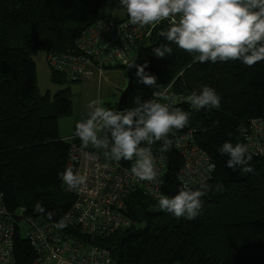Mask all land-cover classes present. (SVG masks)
Here are the masks:
<instances>
[{
  "label": "trees",
  "instance_id": "trees-1",
  "mask_svg": "<svg viewBox=\"0 0 264 264\" xmlns=\"http://www.w3.org/2000/svg\"><path fill=\"white\" fill-rule=\"evenodd\" d=\"M111 3L0 0V197L17 229L16 264H32L36 258L21 232L22 220L28 224L27 234L33 219L68 238L109 250L112 264H264V158L252 155L253 171L244 173L228 168V157L217 151L225 141L245 144L243 133L250 122L264 119V61L252 67L240 61L199 63L159 35L169 27L165 23L138 41L132 56L134 65L147 63L145 72L157 77L159 87L136 83L133 66V88L125 108L134 106V96L155 99L154 92L169 86L185 98L179 108L189 113V124L170 134V150L161 152L160 142L152 148L165 167L161 188L174 196L181 187L178 175L183 165L175 136L194 131L197 144L216 166L207 182L211 190L202 197L203 210L194 220L176 218L138 191L126 200L129 227L91 239L66 223L74 197L64 190L58 173L67 166L71 145L82 146L76 135L73 142L60 137L59 119L72 115L73 94L70 88L53 96L41 94L33 58L40 51L71 50L86 29L98 20L112 19L106 11ZM163 44L173 53L158 58L152 50ZM119 68L127 70L112 69ZM51 80L60 85L71 82L54 71ZM205 85L221 97L219 109L194 110L186 103L187 95L199 93ZM112 110L118 111L117 106ZM87 150L106 159L100 149L89 145Z\"/></svg>",
  "mask_w": 264,
  "mask_h": 264
},
{
  "label": "clouds",
  "instance_id": "clouds-1",
  "mask_svg": "<svg viewBox=\"0 0 264 264\" xmlns=\"http://www.w3.org/2000/svg\"><path fill=\"white\" fill-rule=\"evenodd\" d=\"M119 5L126 9L129 23L140 28H155L168 21L169 27L159 35L193 55L199 63L240 61L252 67L264 61V0H119ZM152 51L158 58L173 53L169 44L155 47ZM133 66L137 68L136 83L159 87L157 77L145 72L147 63L129 65ZM153 95L156 99L143 101L140 96H134L133 107L118 111L104 107V101L96 98L88 104L87 119L75 125V135L82 148L87 149L89 145L105 148L103 155L109 161H132L135 158L131 174L148 184H158L160 179L152 146L160 142L161 152L170 150V134L174 130H182L190 121L187 111L173 106L174 96L169 88ZM186 103L194 110L219 109L221 97L205 85L199 93L193 91L187 95ZM217 151L228 157V168L244 173L253 171L250 166L252 154L246 144L225 141ZM214 170L215 164H210L209 171ZM58 177L69 190L87 184V177L71 167L59 172ZM181 185L174 196L158 192L152 195L162 211L176 218L194 220L202 212V197L208 194L211 186L201 183L194 189L183 178ZM216 187L219 189L221 186ZM37 209L43 210L39 204Z\"/></svg>",
  "mask_w": 264,
  "mask_h": 264
},
{
  "label": "built area",
  "instance_id": "built-area-1",
  "mask_svg": "<svg viewBox=\"0 0 264 264\" xmlns=\"http://www.w3.org/2000/svg\"><path fill=\"white\" fill-rule=\"evenodd\" d=\"M164 23L169 25L168 21H163L155 28H140L131 25L129 18L119 22L108 18L98 20L77 38L72 51L50 52L48 63L55 72L72 82L91 80L94 73L101 78L107 69L128 68L133 62L136 43L149 37ZM167 88L174 96L173 106L179 108L185 98L174 93L171 86ZM243 140L253 156L264 158V119L252 120L243 133ZM174 145L183 160L178 175L180 185L181 178L193 188L213 178L216 166L214 171H209V166L215 163L197 144L194 131L177 134ZM155 158L159 183L148 184L131 174L135 158L132 161H109L72 144L66 167L86 176L87 184L69 190L63 183L64 190L74 197L66 223L70 227H79L82 234L91 239L129 227L131 221L127 217L126 200L131 193L140 191L155 200L152 193L165 194L161 188L165 167L160 158ZM29 225L25 237L36 252L32 264H112L111 253L107 249L68 238L48 223L30 220ZM16 234L13 216L5 209L0 197V264H16L13 255Z\"/></svg>",
  "mask_w": 264,
  "mask_h": 264
},
{
  "label": "rangeland",
  "instance_id": "rangeland-1",
  "mask_svg": "<svg viewBox=\"0 0 264 264\" xmlns=\"http://www.w3.org/2000/svg\"><path fill=\"white\" fill-rule=\"evenodd\" d=\"M112 19L119 20L128 18L126 9L119 5V0H112V3L106 9ZM77 40V39H76ZM76 40L72 49L64 51L66 53L72 51L76 46ZM52 52V51H50ZM40 51L33 59L37 67V81L41 94L50 93L51 96L57 92L70 88L72 91L73 113L68 117L59 119V135L62 139L73 142L75 136V125L77 122L87 119L89 111L88 104L91 100L100 98L104 101V107L116 108L117 103L128 85V77L126 69H112L104 72L101 78L94 73L91 80L68 82L63 85L56 84L51 80V74L54 71L48 63V54ZM55 72V71H54ZM102 152L107 149L99 148ZM28 224L25 220L21 222L22 235H26Z\"/></svg>",
  "mask_w": 264,
  "mask_h": 264
},
{
  "label": "water",
  "instance_id": "water-1",
  "mask_svg": "<svg viewBox=\"0 0 264 264\" xmlns=\"http://www.w3.org/2000/svg\"><path fill=\"white\" fill-rule=\"evenodd\" d=\"M132 70H133V67H129L126 70V74L128 77V85H127V88L125 89V91L122 93V95H121V97L117 103V110H121V109L125 108V103H126L127 97L130 94V92L132 91V88H133Z\"/></svg>",
  "mask_w": 264,
  "mask_h": 264
},
{
  "label": "crops",
  "instance_id": "crops-1",
  "mask_svg": "<svg viewBox=\"0 0 264 264\" xmlns=\"http://www.w3.org/2000/svg\"><path fill=\"white\" fill-rule=\"evenodd\" d=\"M124 19H126V18H123V19H119V21H120V20H124ZM63 140H64V139H63Z\"/></svg>",
  "mask_w": 264,
  "mask_h": 264
},
{
  "label": "bare ground",
  "instance_id": "bare-ground-1",
  "mask_svg": "<svg viewBox=\"0 0 264 264\" xmlns=\"http://www.w3.org/2000/svg\"><path fill=\"white\" fill-rule=\"evenodd\" d=\"M3 201V200H2ZM5 207V206H4ZM33 220H35V219H33ZM37 220V219H36Z\"/></svg>",
  "mask_w": 264,
  "mask_h": 264
}]
</instances>
